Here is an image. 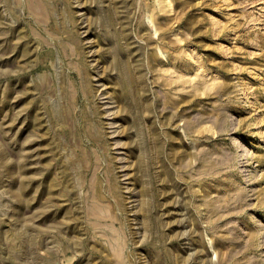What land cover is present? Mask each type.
Listing matches in <instances>:
<instances>
[{
  "label": "rangeland",
  "instance_id": "374dc122",
  "mask_svg": "<svg viewBox=\"0 0 264 264\" xmlns=\"http://www.w3.org/2000/svg\"><path fill=\"white\" fill-rule=\"evenodd\" d=\"M0 264H264V0H0Z\"/></svg>",
  "mask_w": 264,
  "mask_h": 264
}]
</instances>
